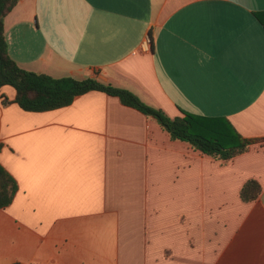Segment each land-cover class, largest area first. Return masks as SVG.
<instances>
[{
    "label": "crops",
    "instance_id": "crops-1",
    "mask_svg": "<svg viewBox=\"0 0 264 264\" xmlns=\"http://www.w3.org/2000/svg\"><path fill=\"white\" fill-rule=\"evenodd\" d=\"M263 11L264 0H19L4 18L19 68L127 90L171 119L223 118L257 141L223 161L105 93L26 112L3 86L0 165L17 191L0 208V264H264ZM251 180L260 194L244 202Z\"/></svg>",
    "mask_w": 264,
    "mask_h": 264
},
{
    "label": "trees",
    "instance_id": "trees-1",
    "mask_svg": "<svg viewBox=\"0 0 264 264\" xmlns=\"http://www.w3.org/2000/svg\"><path fill=\"white\" fill-rule=\"evenodd\" d=\"M19 0H0V88L10 86L15 90L13 103L26 112H45L66 107L75 97L90 91H99L116 97L124 106L134 108L148 118L156 120L171 140L187 143L202 154L227 161L246 151L256 139H244L232 128H227L223 118H204L188 113L168 118L162 111L143 103L136 95L104 85L94 79L75 80L70 77L52 78L19 68L10 58L4 36V18ZM264 29V11L254 14ZM3 103H8L6 97ZM230 127V126H229ZM17 185L15 180L0 165V208L12 202ZM260 194L255 181H248L240 190L244 202L254 201ZM20 264V263H13Z\"/></svg>",
    "mask_w": 264,
    "mask_h": 264
},
{
    "label": "built area",
    "instance_id": "built-area-1",
    "mask_svg": "<svg viewBox=\"0 0 264 264\" xmlns=\"http://www.w3.org/2000/svg\"><path fill=\"white\" fill-rule=\"evenodd\" d=\"M142 49L144 51H147L149 49V39L144 40V42L142 44Z\"/></svg>",
    "mask_w": 264,
    "mask_h": 264
}]
</instances>
